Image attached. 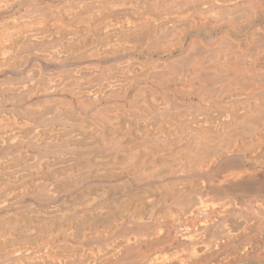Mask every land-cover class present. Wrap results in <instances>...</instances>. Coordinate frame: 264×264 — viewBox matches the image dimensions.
I'll list each match as a JSON object with an SVG mask.
<instances>
[{
  "label": "bare ground",
  "instance_id": "6f19581e",
  "mask_svg": "<svg viewBox=\"0 0 264 264\" xmlns=\"http://www.w3.org/2000/svg\"><path fill=\"white\" fill-rule=\"evenodd\" d=\"M38 1L0 0V264L246 258L264 0Z\"/></svg>",
  "mask_w": 264,
  "mask_h": 264
},
{
  "label": "rangeland",
  "instance_id": "374dc122",
  "mask_svg": "<svg viewBox=\"0 0 264 264\" xmlns=\"http://www.w3.org/2000/svg\"><path fill=\"white\" fill-rule=\"evenodd\" d=\"M50 1V2H49ZM40 0V2L38 1V2H33L34 3V5L31 7L32 9H31V12L33 13V14H36V13H40V12H42V11H44L45 9H46V7H47V5H49V4H51V2H56V0ZM57 1H59V0H57ZM43 2H45L44 4H43ZM48 2H49V4H48ZM37 5V6H36ZM42 5V6H41ZM29 7V6H28ZM34 7V8H33ZM37 7H38V9H37ZM43 7H45V8H43ZM30 8V7H29ZM36 8V9H35ZM40 8L42 9V10H40ZM30 12V13H31ZM48 22V20L46 21V23ZM48 25V24H47ZM250 235V236H249ZM259 234L257 233V232H255L254 230H252V231H250L249 233H248V236H249V239H239L238 241H236L235 243V247L234 248H236L237 250H238V252L239 251H241V250H239V249H242V248H244V247H246V246H248L249 244H250V246L253 244V246L252 247H254V245H256L255 246V248H253L254 250H252L251 252H249L250 254H246L247 256H246V258L245 257H242V256H245V254H241V258H240V254H239V256H237V257H239L240 259H241V261H240V259L238 260V258L237 259H235L234 261L235 262H232L233 264H264L263 263V261H264V245H263V243H264V235H260V236H258ZM247 236V237H248ZM208 237V236H207ZM203 240H208L207 238H205V239H203ZM261 240V241H260ZM260 245V247L258 246V245ZM262 245V246H261ZM242 247V248H241ZM259 250V251H258ZM263 250V251H262ZM218 255H216V260H217V262L219 263V264H224L225 263V261H224V259L226 260V257L225 256H227V249H224V250H222V251H220L219 253H217ZM226 254V255H225ZM219 255H220V257H219ZM249 255V256H248ZM256 255V256H255ZM260 256V258L258 257V256ZM252 256V257H251ZM255 257H258L259 258V260H258V258H255ZM258 261H257V260ZM261 259V260H260ZM262 259H263V261H262ZM220 260H221V262H220ZM224 261V262H223ZM237 261V262H236ZM226 264V263H225ZM230 264V263H229Z\"/></svg>",
  "mask_w": 264,
  "mask_h": 264
}]
</instances>
